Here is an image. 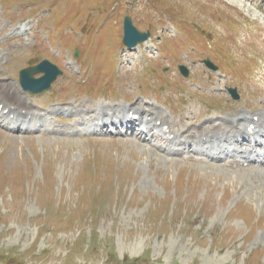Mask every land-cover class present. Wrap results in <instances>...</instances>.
Masks as SVG:
<instances>
[{"label": "rangeland", "instance_id": "rangeland-1", "mask_svg": "<svg viewBox=\"0 0 264 264\" xmlns=\"http://www.w3.org/2000/svg\"><path fill=\"white\" fill-rule=\"evenodd\" d=\"M127 15L153 32L131 57ZM43 59L63 75L29 94L40 107L143 101L190 126L253 115L264 110V0H0V79L22 90L20 69ZM153 142L168 144L1 123L0 264H264V166Z\"/></svg>", "mask_w": 264, "mask_h": 264}, {"label": "bare ground", "instance_id": "bare-ground-1", "mask_svg": "<svg viewBox=\"0 0 264 264\" xmlns=\"http://www.w3.org/2000/svg\"><path fill=\"white\" fill-rule=\"evenodd\" d=\"M232 1L236 2V0ZM256 9L259 10L257 6ZM18 30L22 31V28L15 29V31ZM29 97V94L23 93L18 85L0 79V104H5L0 111V121L13 125H23L21 129L26 131H31L27 126H32L34 130L70 133L75 131L90 132L99 125V122H95L96 120H102L104 124L114 123V118L127 120V116L124 114L127 105L123 102L105 103L98 101L93 107L84 102L72 104L67 108L60 105L45 108L34 105ZM150 105L143 101L136 102L127 115L135 109L137 111L134 113L142 114L140 126L146 125L150 127V131L157 129L159 134L164 136L173 135V139H168L169 145L166 147L154 144L165 154H187L183 147L191 144L193 149L190 148L189 152L192 151L195 157L209 156L214 159L218 152H224L223 160L230 167L245 162L264 164V158L261 159L257 156L259 151L256 149L258 142L255 134L250 135L248 133V128L254 125L255 133L264 137V110L254 113L251 118L249 112H241L237 116L203 119L199 124L190 126L184 118H173L167 111L160 110L157 106L150 107ZM5 108L9 109V113H4ZM61 113L74 117V122L69 125H61L57 115ZM255 116L259 118L255 120ZM159 120L161 123L158 125ZM165 125H168L167 130H163ZM240 138L243 139L242 143H239ZM227 140L231 141L229 149H222L217 145V142ZM260 153L264 154V144L261 145Z\"/></svg>", "mask_w": 264, "mask_h": 264}, {"label": "water", "instance_id": "water-1", "mask_svg": "<svg viewBox=\"0 0 264 264\" xmlns=\"http://www.w3.org/2000/svg\"><path fill=\"white\" fill-rule=\"evenodd\" d=\"M124 42L129 47H135L137 43L147 40L150 36V33H141L134 26L132 19L127 16L124 21ZM207 65L211 66L212 64L207 61ZM181 72L188 76L189 71L187 67L180 66ZM44 72L45 75L40 78H34L33 73ZM62 72L53 64L48 61L42 62L35 68L23 70L21 74V83L23 87L27 90H30L33 93L41 92L45 89H48L52 82L56 80L57 76ZM235 96V91H232Z\"/></svg>", "mask_w": 264, "mask_h": 264}]
</instances>
